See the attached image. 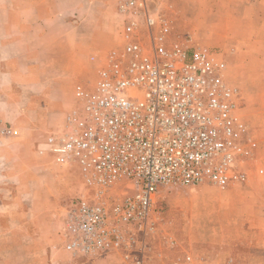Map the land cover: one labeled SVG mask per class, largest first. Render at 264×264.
<instances>
[{"label": "built area", "instance_id": "built-area-1", "mask_svg": "<svg viewBox=\"0 0 264 264\" xmlns=\"http://www.w3.org/2000/svg\"><path fill=\"white\" fill-rule=\"evenodd\" d=\"M175 1L116 0L121 46L106 53L91 84L75 86L65 123L36 146L51 164L75 162L80 170L83 192L65 205L59 232L72 256L212 264L175 253L171 236L163 250L152 251L156 197L165 188L225 190L247 180L243 167L253 142L239 115L240 92L226 80L219 50L176 30ZM15 133L0 119V138Z\"/></svg>", "mask_w": 264, "mask_h": 264}, {"label": "crops", "instance_id": "crops-1", "mask_svg": "<svg viewBox=\"0 0 264 264\" xmlns=\"http://www.w3.org/2000/svg\"><path fill=\"white\" fill-rule=\"evenodd\" d=\"M173 10L184 32L223 54L253 142L246 182L219 195L225 249L204 258L264 264V0H179ZM121 26L116 0H0V119L16 130L0 138V264H124L119 254L62 249L66 181L52 178L48 156L36 151L65 123L75 86L93 82L106 53L121 46Z\"/></svg>", "mask_w": 264, "mask_h": 264}, {"label": "rangeland", "instance_id": "rangeland-1", "mask_svg": "<svg viewBox=\"0 0 264 264\" xmlns=\"http://www.w3.org/2000/svg\"><path fill=\"white\" fill-rule=\"evenodd\" d=\"M172 18L178 32L186 31L178 12L176 15L173 14ZM197 43L204 45L201 41ZM45 166L53 172L52 178L66 181L64 192L62 191L60 196V208L64 211L65 204L83 192L79 167L75 162L72 165L60 167L51 164L48 160ZM222 191L212 185H205L202 189L178 187L160 191L152 212V217L158 220L156 232L147 241L152 251L163 250L164 241L168 236L175 238L178 243L175 253L185 250L196 257H204L224 250V245L221 243L218 208V199ZM59 232L60 229L57 232V241L59 240L61 244ZM172 253L167 252L166 255L171 256ZM120 261L127 264L122 259Z\"/></svg>", "mask_w": 264, "mask_h": 264}]
</instances>
